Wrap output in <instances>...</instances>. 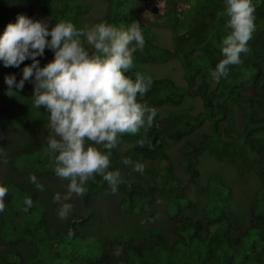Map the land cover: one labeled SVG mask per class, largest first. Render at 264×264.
I'll use <instances>...</instances> for the list:
<instances>
[{
    "label": "rangeland",
    "instance_id": "1",
    "mask_svg": "<svg viewBox=\"0 0 264 264\" xmlns=\"http://www.w3.org/2000/svg\"><path fill=\"white\" fill-rule=\"evenodd\" d=\"M19 1L31 5L33 18H44L51 25L60 20L71 21L77 28L91 26L101 21L116 26H127L132 21H137L141 25L144 47L133 53V65L128 70V75L131 77L133 73L141 72L151 76L153 83L150 90L143 97L138 95L137 99L141 103L155 107L157 114L150 128H142L134 135H120L116 146L110 150L108 170H118L121 180L125 176L123 170H129V179L122 181L125 187L129 189V184L140 182L143 192H147L156 182L159 186L170 189L175 186L171 177H177L182 185L174 190L176 196L185 205L188 203L183 214L204 219V211L211 206L208 192L219 191L212 182V179L218 177L227 186L224 194L229 195L230 210L233 213L246 218H250L252 212L258 216L264 213V197L262 200L259 199L264 196L260 180V175H264V164L255 159L258 156L255 150H251L248 144L237 138L244 129L248 106L239 103L236 98L241 95L240 99L244 100L250 93L248 79L235 78L229 83L232 85L231 89L214 96L213 91L220 80L215 81L211 78L210 73L214 65L208 61V52L198 50L191 57L193 62L199 60L200 72L197 75H195L196 68L188 69L185 61L177 57L160 58L152 52L154 48L173 51L175 21L178 16L181 17V11L188 7V0H53L50 12L42 10L38 0ZM171 8L176 12L179 10L180 14L176 13L175 16L173 13L168 14ZM5 26L6 24L0 23V32ZM187 33L188 31L184 30L179 35L183 37ZM151 46L153 50L150 49ZM52 55V52L46 49L44 56L38 58L40 65L43 66L52 58ZM28 63L30 61L26 60L20 66L23 67ZM8 73H15L17 79L20 78L18 68H6L0 64V76L4 79L5 74ZM188 75H195L191 85L187 79ZM245 85L246 89L243 87ZM23 90L32 94V85L26 82ZM254 106L257 107L258 103H254ZM257 112L259 117L264 116V102H262V109ZM151 129L153 134L159 132L158 142L164 143L163 150L167 159L156 153L152 154L144 165L143 173L134 169L135 163L130 159H118L117 162H111L112 152H115L116 156L123 155L128 150L139 146L141 140L147 142L146 135ZM50 135L52 132L48 125L11 128L1 132L0 184L12 178L30 181V176L35 175L37 180L33 183L43 185V189L38 187V191L48 206L51 231L67 230L71 215L77 214L91 216L86 223L82 221L76 223L79 230L86 233L101 232L114 237L122 233L130 234L158 229L169 235L171 220L166 215V210L174 200H171L167 193L159 190L153 192V200L150 204L149 198L140 194H129L119 188L116 193H112L109 186L105 185L97 193L84 192L81 196L73 195L70 201L73 204V210L66 219L61 220L57 216L59 205L54 202L53 195L57 192L63 194L66 191L67 181L61 180L52 171L53 157L46 166L49 169L48 172L39 170L30 175H18L8 167L6 162V157L17 148L19 143L47 142ZM208 136L210 139L207 138ZM253 138H261L264 144V124L256 128ZM208 141H218L219 149L223 151L229 146H233L241 153L243 150L247 159L241 160L237 152L220 157L204 150L197 156L195 162L199 172L198 186H195L189 181L187 159L192 156L194 146H200ZM97 147L102 151H109L104 149L102 144ZM158 148L155 145L153 152L158 151ZM168 160L172 165L171 173L168 171ZM137 177L139 178L136 179ZM122 207H132L135 215L132 217L124 213ZM8 231L11 240H18V235ZM0 233H5L1 224ZM17 244L26 255L36 252L33 240H18ZM65 247L70 248L68 244ZM3 249L4 245L0 241V252Z\"/></svg>",
    "mask_w": 264,
    "mask_h": 264
},
{
    "label": "trees",
    "instance_id": "2",
    "mask_svg": "<svg viewBox=\"0 0 264 264\" xmlns=\"http://www.w3.org/2000/svg\"><path fill=\"white\" fill-rule=\"evenodd\" d=\"M40 8L50 12L53 0H38ZM255 7V30L248 41V51L241 53L240 65H230L228 75L220 79L213 95L222 94L231 89V81L235 78L248 79L247 97L236 99L246 108L245 126L241 134L237 135L251 150L257 153L258 162L264 164V144L261 138H253L257 127L264 124V116L258 112L264 102V0H252ZM188 7L182 11L181 17L176 18V28L173 33V51L166 49H152L160 58L177 57L186 62V67L196 68L199 74V60L193 62L192 55L198 50L208 52V61L214 67L220 56V42L226 34L225 23L227 17L223 15V0H188ZM177 12L170 9V15ZM17 14L33 17L31 5L19 0H0V23L15 22ZM187 30V35L180 37L181 31ZM3 31V30H2ZM1 31V32H2ZM22 66V64H21ZM20 66V68H22ZM20 68H18L20 70ZM195 75H188L189 85ZM246 89V85L243 86ZM258 103L255 107L254 103ZM0 133L11 128L21 129L29 126H45L47 111L32 105V94L25 90L17 93L6 92L4 79L0 76ZM154 135V137H152ZM144 142L128 150L123 155L116 156L112 152L111 162L130 159L134 163H145L156 153L167 159L164 154V143L159 144V132L153 130L146 135ZM210 139V136L207 137ZM162 139V138H160ZM155 145L158 151L153 152ZM247 146V147H248ZM204 150L217 156H226L237 152L240 159L246 161L247 156L242 150L238 152L233 146L226 150L219 149L218 141L205 142L192 148V156L187 159L189 181L198 186L199 172L195 167L197 156ZM115 155V156H114ZM52 154L47 149V142L23 141L6 157L8 167L18 175H30L46 168L52 160ZM168 171L172 165L169 162ZM116 163V167H117ZM121 181L129 179V170H123ZM137 177L136 179H138ZM175 186L165 188L154 182L147 192H143L140 182L129 184L128 189L121 183L119 189L129 194H140L149 198L151 204L154 191L168 194L172 201L166 210L171 220L169 235L163 230H146L136 233H122L118 236H108L101 232L86 233L77 227L76 223H86L91 216L72 214L67 228L51 231L48 206L41 198L37 184L30 181L10 179L0 186L7 188L4 197V210L0 212V224L5 233H0V241L4 249L0 252V264H264V213L261 216L252 212L250 218L233 213L230 210L229 195L224 194L222 179L214 178L212 182L219 189L216 193H209L210 208L204 211V219L195 215L185 216L183 211L188 207L176 196L177 188L182 184L177 177H171ZM261 189L264 191V175H260ZM107 185L101 177L96 176L88 180L84 187L86 194L97 193ZM108 186V185H107ZM206 189V188H203ZM145 193V194H144ZM30 197L32 206L25 211L24 200ZM264 196L259 199L262 200ZM124 213L134 216L133 208H123ZM19 236L18 240H33L36 252L24 254L18 246V240H11L9 231ZM127 234V235H126ZM13 239V238H12ZM70 248H66L65 245Z\"/></svg>",
    "mask_w": 264,
    "mask_h": 264
},
{
    "label": "clouds",
    "instance_id": "3",
    "mask_svg": "<svg viewBox=\"0 0 264 264\" xmlns=\"http://www.w3.org/2000/svg\"><path fill=\"white\" fill-rule=\"evenodd\" d=\"M226 34L220 42V56L211 70L219 81L228 75L230 65H240L241 53L248 51V41L255 30L252 0H223ZM144 36L137 21L116 26L101 21L77 28L71 21L54 25L46 19L17 14L0 32V64L20 68L4 76L6 92L17 93L25 83L32 85V105L43 107L52 135L47 149L53 156L52 171L66 180V191L53 195L58 203L57 216L66 219L73 210L70 202L86 191L84 185L96 176L116 193L122 183L118 170H108L110 150L122 134H136L150 128L157 109L138 101L152 86V78L141 72L130 77L133 53L144 47ZM48 49L52 58L43 66L40 59ZM134 77V78H133ZM94 142V143H89ZM140 143H144L143 140ZM103 145L102 151L97 145ZM134 169L144 171L142 163ZM35 175L30 181L36 182ZM41 190L43 185H37ZM7 188L0 186V212L4 210ZM32 199L24 200L25 211Z\"/></svg>",
    "mask_w": 264,
    "mask_h": 264
},
{
    "label": "built area",
    "instance_id": "4",
    "mask_svg": "<svg viewBox=\"0 0 264 264\" xmlns=\"http://www.w3.org/2000/svg\"><path fill=\"white\" fill-rule=\"evenodd\" d=\"M186 8H184V10H185ZM184 10H182V11H184ZM179 11V10H178ZM182 11H181V13H182ZM180 14V13H179Z\"/></svg>",
    "mask_w": 264,
    "mask_h": 264
}]
</instances>
